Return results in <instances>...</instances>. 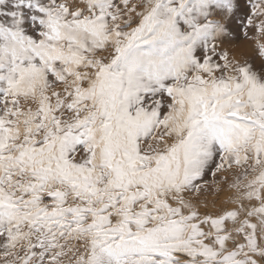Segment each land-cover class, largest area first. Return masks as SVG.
I'll use <instances>...</instances> for the list:
<instances>
[{
	"label": "snow or ice",
	"instance_id": "1",
	"mask_svg": "<svg viewBox=\"0 0 264 264\" xmlns=\"http://www.w3.org/2000/svg\"><path fill=\"white\" fill-rule=\"evenodd\" d=\"M0 264H264V0H0Z\"/></svg>",
	"mask_w": 264,
	"mask_h": 264
},
{
	"label": "rangeland",
	"instance_id": "2",
	"mask_svg": "<svg viewBox=\"0 0 264 264\" xmlns=\"http://www.w3.org/2000/svg\"><path fill=\"white\" fill-rule=\"evenodd\" d=\"M232 52H233V54H235V55H239V54H240L239 49H233Z\"/></svg>",
	"mask_w": 264,
	"mask_h": 264
}]
</instances>
